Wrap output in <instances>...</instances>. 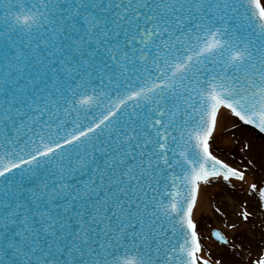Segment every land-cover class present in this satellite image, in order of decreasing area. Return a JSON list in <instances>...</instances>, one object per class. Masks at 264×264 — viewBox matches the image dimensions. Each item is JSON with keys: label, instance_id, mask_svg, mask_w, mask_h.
Masks as SVG:
<instances>
[{"label": "snow or ice", "instance_id": "snow-or-ice-1", "mask_svg": "<svg viewBox=\"0 0 264 264\" xmlns=\"http://www.w3.org/2000/svg\"><path fill=\"white\" fill-rule=\"evenodd\" d=\"M257 155L264 0H0V264H264Z\"/></svg>", "mask_w": 264, "mask_h": 264}, {"label": "rangeland", "instance_id": "rangeland-1", "mask_svg": "<svg viewBox=\"0 0 264 264\" xmlns=\"http://www.w3.org/2000/svg\"><path fill=\"white\" fill-rule=\"evenodd\" d=\"M227 154L231 157L232 162L246 163L250 157L245 156L244 140L236 136L225 137ZM257 167L253 169V174H250V179L256 181H264V163L260 162L257 155ZM221 189L216 185L208 186L206 194H202V198L198 203L196 210V218L202 231L204 232L206 247H211L219 254V250H223L226 246L221 245L215 241H209L207 238L210 236V231L213 227H223L225 219L215 212L218 205V200H223L222 195H217ZM208 206H207V204ZM203 206H207L206 210Z\"/></svg>", "mask_w": 264, "mask_h": 264}, {"label": "bare ground", "instance_id": "bare-ground-1", "mask_svg": "<svg viewBox=\"0 0 264 264\" xmlns=\"http://www.w3.org/2000/svg\"><path fill=\"white\" fill-rule=\"evenodd\" d=\"M230 136L241 137V136H242V133H236V135H230ZM217 191H218V190H216V193H218ZM206 204H207V203H206ZM207 206H208V204H207ZM207 206H203V209L206 210V207H207Z\"/></svg>", "mask_w": 264, "mask_h": 264}]
</instances>
